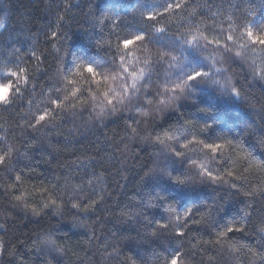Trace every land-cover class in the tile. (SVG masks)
<instances>
[{"label": "trees", "instance_id": "1", "mask_svg": "<svg viewBox=\"0 0 264 264\" xmlns=\"http://www.w3.org/2000/svg\"><path fill=\"white\" fill-rule=\"evenodd\" d=\"M169 2L0 0V84L20 88L0 106V154L11 150L0 164V264H171L173 255L177 264H264V52L225 40L246 23L264 27V0H179L158 23L143 20ZM192 25L232 51L183 45ZM138 32L149 40L125 52L122 39ZM122 53L151 68L113 113L75 69L96 65L118 92ZM158 53L170 55L157 61ZM179 54L177 69L171 56ZM17 65L27 83L5 74ZM214 68L226 70L219 82L194 81L184 99L159 103L173 94L171 79ZM65 94L53 121L30 126ZM199 140L223 147L212 152ZM229 225L245 230L221 235Z\"/></svg>", "mask_w": 264, "mask_h": 264}, {"label": "snow or ice", "instance_id": "2", "mask_svg": "<svg viewBox=\"0 0 264 264\" xmlns=\"http://www.w3.org/2000/svg\"><path fill=\"white\" fill-rule=\"evenodd\" d=\"M181 4L179 0H172V2H169L164 8L163 11L156 10L146 13H141L143 20L148 23L149 25H152L154 23H158V17L164 15L167 12L173 11L176 8H180ZM229 21H231V17H229ZM4 27L3 21H0V29ZM193 30L189 32L188 36L185 37L181 42L185 46H195L199 47L202 46L203 48H206L208 45H216L218 49L231 52L232 48L228 46L227 43L221 41L219 38H215L212 40H209L207 36H205L203 33L200 32L198 28L195 27V25H192ZM155 33L158 34H166L168 30L164 27H155L154 28ZM146 40H149V34L145 32H138L136 34L125 36L122 39V48L126 52L130 49V45H136L139 43H142ZM226 41H231L233 44H238L240 40H243L244 43L240 45V47L248 48L249 45L255 46L259 45L260 50L264 52V27H262L260 30H256V28L253 26V24L246 23L244 25V30L239 34V36H236L234 34H228L225 37ZM201 41H204V45H201ZM166 55H170V53H158L157 54V61L163 60ZM235 55L237 57L243 58V53L241 51L235 52ZM175 56H171L172 61H176ZM145 67H136L134 66V62L127 59V57L122 53L120 57V73L118 75L123 76V83L120 86V90L116 92L115 88L111 85L110 82L107 81V79L104 77L102 73L98 71V68L94 64L90 63H80L76 66L75 74L80 75L82 72H86L92 80L95 82V84L100 87V90L103 94V103L106 106H111V110L113 113L117 111L115 104L120 101L126 94L130 95L133 92L137 90V84L139 81L143 80L145 78L146 71L150 70L151 64L147 58H145L144 62ZM7 67V65H5ZM27 69L21 68L18 65L16 66L15 70H9L5 74L9 75L12 78H15L17 80H20L22 83H27L28 77H27ZM22 73L24 75H22ZM208 77V71L204 70H195V71H189V73L186 75V79H184L183 83H176L174 85L173 89H170L165 86V91L180 89L184 90L185 88L190 87L194 81H203ZM64 79L69 80V82L72 85H75L77 81L71 80L69 77H64ZM115 79V77H113ZM260 79L264 80V69L261 70ZM131 81L130 85L128 84V81ZM0 88H4L6 90V96L0 100V106H8L14 103V98L12 96V92H20V88L17 85H14V83H7V84H0ZM80 91L79 88H73L70 90L71 96H76L77 93ZM232 92L235 93L237 97L241 95L240 91L236 90L235 88L231 89ZM115 93V94H114ZM93 99H96V94L94 93L92 95ZM69 99V95L65 94L62 97L56 96L54 98H50L49 100V106L48 108H45L41 111L39 115H33V121L34 124H30L32 127H43L46 126L47 123L53 121L55 119L54 111L62 110L64 107V102ZM148 103H151L149 100ZM75 107V105H73ZM143 115H147V112H144ZM181 115H183L181 113ZM189 123H191L189 121ZM205 129H208L210 126L205 125ZM199 144H201L204 148L211 150L212 152H216L217 149L223 147L221 144L216 143H207L204 140L197 141ZM163 143V141H161ZM182 147L188 148V144H183ZM172 153L175 154L177 157H183L184 153L181 151H178L176 149H172ZM11 155V150L8 151L6 154H0V164L4 162V160L7 158V156ZM192 163H195V161H192ZM200 169L203 171V173L211 180H218L221 179V177L214 176L213 172L210 171L208 168L205 167L204 164L200 165ZM171 175V173H168ZM228 175H232L231 172L228 173ZM17 180L20 179L19 176L16 177ZM232 187H236L235 184L232 185ZM53 204H55V201H52ZM74 207H79V205H74ZM187 215H191L190 210L187 211ZM2 227V226H0ZM166 227V226H165ZM244 227L242 226H232L229 225L226 230L221 233L223 236H227L229 233H235V232H244ZM261 232H264V228L260 229ZM180 236H183V232L179 233ZM0 249H3V242L0 241ZM179 250L177 249V252ZM171 264H177V257L173 255L171 259Z\"/></svg>", "mask_w": 264, "mask_h": 264}, {"label": "clouds", "instance_id": "3", "mask_svg": "<svg viewBox=\"0 0 264 264\" xmlns=\"http://www.w3.org/2000/svg\"><path fill=\"white\" fill-rule=\"evenodd\" d=\"M172 56H175L177 58L176 61H174V62H177L175 64V67L177 69H180L182 67L183 63H184V62L183 63H180L179 62L181 60V58H182L181 55L179 54V55H172ZM169 67H172V65H170ZM98 71L100 73H102V70L99 69V68H98ZM221 71H226V70H223V69H220V68H214L211 72L208 71V77L205 80H203L202 83L207 82L209 80H212L214 82H219V78L217 77L216 74L217 73H220ZM184 79H186V76H183L182 78H179V79H171L170 80V83L174 86L176 83H183ZM227 84H228V87L231 88V77H228L227 78ZM173 88L174 87H171L170 89H173ZM191 89H193L192 88V85H190V87H188V88H185L184 90H180V89H175L174 91L173 90H170L169 92H171L173 94L169 96L168 100H161V101H159V103L161 105L176 104L182 98L184 99L186 97V95H187V92L189 90H191ZM137 91H139V88L138 87H137V90L132 93V95L134 96ZM177 92L179 94H175ZM5 96H6V90L4 88H0V100H2ZM119 102L120 101H118L117 103L119 104Z\"/></svg>", "mask_w": 264, "mask_h": 264}]
</instances>
